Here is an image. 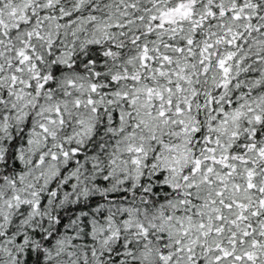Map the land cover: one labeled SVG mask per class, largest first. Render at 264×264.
<instances>
[{
    "label": "snow or ice",
    "instance_id": "obj_1",
    "mask_svg": "<svg viewBox=\"0 0 264 264\" xmlns=\"http://www.w3.org/2000/svg\"><path fill=\"white\" fill-rule=\"evenodd\" d=\"M0 264H264V0H0Z\"/></svg>",
    "mask_w": 264,
    "mask_h": 264
}]
</instances>
